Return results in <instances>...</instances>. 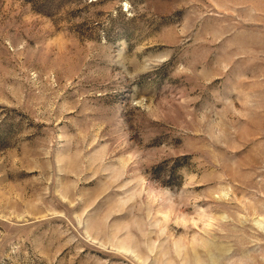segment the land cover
Segmentation results:
<instances>
[{
  "label": "rangeland",
  "instance_id": "374dc122",
  "mask_svg": "<svg viewBox=\"0 0 264 264\" xmlns=\"http://www.w3.org/2000/svg\"><path fill=\"white\" fill-rule=\"evenodd\" d=\"M0 264H264V0H0Z\"/></svg>",
  "mask_w": 264,
  "mask_h": 264
},
{
  "label": "bare ground",
  "instance_id": "6f19581e",
  "mask_svg": "<svg viewBox=\"0 0 264 264\" xmlns=\"http://www.w3.org/2000/svg\"><path fill=\"white\" fill-rule=\"evenodd\" d=\"M197 255V254H196ZM197 257V256H196Z\"/></svg>",
  "mask_w": 264,
  "mask_h": 264
}]
</instances>
